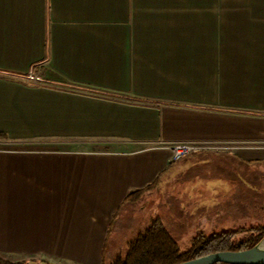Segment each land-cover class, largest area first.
<instances>
[{
    "label": "crops",
    "instance_id": "obj_1",
    "mask_svg": "<svg viewBox=\"0 0 264 264\" xmlns=\"http://www.w3.org/2000/svg\"><path fill=\"white\" fill-rule=\"evenodd\" d=\"M29 72L47 85L11 78ZM1 135L9 262L112 263L109 238L127 252L148 227L124 199L155 181L197 194L195 208L249 206L264 172V0H0ZM184 141L213 149L173 162L157 146Z\"/></svg>",
    "mask_w": 264,
    "mask_h": 264
},
{
    "label": "rangeland",
    "instance_id": "obj_2",
    "mask_svg": "<svg viewBox=\"0 0 264 264\" xmlns=\"http://www.w3.org/2000/svg\"><path fill=\"white\" fill-rule=\"evenodd\" d=\"M10 146L5 139L0 137L1 148ZM31 146L35 147V145ZM56 146V144H47L44 145L43 149L56 150ZM153 188L150 190L151 192L144 193L130 203L135 210L133 215L137 217L136 221H141L139 225L142 228L149 226L154 220H161L182 252L188 249L191 239L199 233L211 235L264 228V172H260L258 175L256 173L251 174L248 193L249 206L239 208L222 207L225 203L229 204L230 202H223L213 208H195L192 205L195 203L194 197L197 194L182 191L173 193L170 192V187L158 188L157 190ZM128 212L129 209H124L120 213V217H127ZM117 224H119V220ZM245 235V233H239L235 239H241ZM123 237L127 238L128 234L123 232ZM112 255L116 259L124 258L126 252L121 241H114L109 238L106 259L109 260L113 257ZM26 262L29 263L32 260Z\"/></svg>",
    "mask_w": 264,
    "mask_h": 264
},
{
    "label": "trees",
    "instance_id": "obj_3",
    "mask_svg": "<svg viewBox=\"0 0 264 264\" xmlns=\"http://www.w3.org/2000/svg\"><path fill=\"white\" fill-rule=\"evenodd\" d=\"M0 137L5 138L3 135ZM131 192L124 199L123 204L132 203L155 185ZM239 233L246 235L235 239ZM264 237V228H252L249 231L223 232L221 234H196L188 249L182 252L172 236L168 233L161 220H154L127 247L124 258L114 260L111 264H180L217 252L243 251L256 245ZM0 264H29L26 261L9 262L0 259ZM223 264V263H218Z\"/></svg>",
    "mask_w": 264,
    "mask_h": 264
},
{
    "label": "water",
    "instance_id": "obj_4",
    "mask_svg": "<svg viewBox=\"0 0 264 264\" xmlns=\"http://www.w3.org/2000/svg\"><path fill=\"white\" fill-rule=\"evenodd\" d=\"M264 264V238L250 249L217 252L180 264Z\"/></svg>",
    "mask_w": 264,
    "mask_h": 264
},
{
    "label": "built area",
    "instance_id": "obj_5",
    "mask_svg": "<svg viewBox=\"0 0 264 264\" xmlns=\"http://www.w3.org/2000/svg\"><path fill=\"white\" fill-rule=\"evenodd\" d=\"M12 79L30 86H46L47 83L43 77L35 72H29L24 75H12ZM157 146L167 149L170 153L171 161L175 162L183 157L197 151L213 149L207 143L198 142H172V143H157Z\"/></svg>",
    "mask_w": 264,
    "mask_h": 264
}]
</instances>
